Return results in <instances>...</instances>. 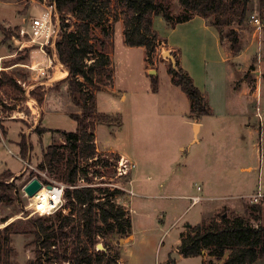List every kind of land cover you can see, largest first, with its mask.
<instances>
[{"label": "rangeland", "instance_id": "1", "mask_svg": "<svg viewBox=\"0 0 264 264\" xmlns=\"http://www.w3.org/2000/svg\"><path fill=\"white\" fill-rule=\"evenodd\" d=\"M178 7L175 4V11ZM43 11L40 0H0V57H4L0 63L4 68L0 71V80L7 75L17 82L16 88L0 84V137L4 136L0 139V175L13 173L12 177L5 174L0 178L5 183L15 184L22 191L20 201L0 203V218H9L0 223V229L14 222V229L18 230L12 235L10 264L38 263L34 228L28 219L42 217L49 225L58 221L59 211L46 213L44 207L34 212V197L26 196L23 188L36 175L54 185L62 183L63 164H56L53 168L48 166L44 170L39 168V164L50 144L56 143L62 146L61 151L66 150V140L58 130L76 131L78 122L71 114L81 112L69 95L68 83L62 79L57 82L50 80L67 70L61 61L63 67L57 65L55 75L53 70L48 74L31 72L23 64H30L33 59L43 60L46 64L47 59L36 49L31 54L29 51L16 52L12 43V35L25 20L31 15H41ZM256 12H260L258 0H252L247 20L242 24L233 23L222 31L225 36L229 29L235 28L240 35L239 47L235 51L230 49L229 40L223 39L228 63L235 71L234 81H229L224 49L218 51L213 36L200 29L201 18L191 25L194 27L186 29L194 31L195 38L188 42L189 62L193 65L196 83L205 91V100L212 112L199 117L186 114L190 109L188 96L183 92L187 98H182L172 92L169 86L171 82L162 71L150 73V68L156 70L159 62H154L149 68L146 49L128 46L123 24L116 23L111 47L114 83L103 87L96 95L97 109L100 113L108 114V119L96 126L100 147L96 145L95 158L82 162L87 176L85 182L79 181V184L119 189L121 193L114 199L132 218L136 238L123 248L132 240L131 234L124 237L99 236L95 251L105 252L108 260H111L104 264H205L203 255L175 260L172 253L186 228L202 221L208 203L223 206L213 215H219L226 209L244 215L250 223L259 224L246 214L245 209L246 205L259 203L264 215V28L256 31L249 22V17ZM59 17L62 21L61 15ZM65 17L71 22L74 20L69 15ZM208 19L210 23L212 17ZM158 29L162 30L158 32L163 37L165 26L158 25ZM5 32H10V38L6 37ZM48 53L52 56L50 48ZM160 57L169 67L171 61L162 54ZM155 58L159 61L157 53ZM152 75L159 77V92L151 89ZM31 83L34 88L29 90ZM237 90L242 95L236 94ZM238 95L252 101V106H249L252 109L251 118L228 111L227 102L232 97L238 98ZM42 104L44 112L37 108ZM39 111L43 112L41 126L47 129L43 135L35 132L39 125L35 126L34 118ZM12 116L14 120L7 121ZM194 119L202 122L201 141L196 143H192ZM249 122L252 126L248 125ZM3 129H8L7 134H3ZM31 131H34L32 136ZM22 137L29 146L32 144L27 155L22 154L19 145ZM102 147H113L132 156L136 167L130 178L134 179L136 194L127 191L130 187L129 177H117L114 168L117 158L111 154L114 152ZM18 171L21 172L15 174ZM211 176L215 183L210 193L215 199L192 204L191 196L207 194V180ZM258 193L262 197L258 202H253V196ZM96 195L102 197L101 192ZM130 206L135 208V212L131 213ZM42 251V254L45 253V248ZM46 257L43 255L41 258L43 264L69 263L60 258L47 261ZM255 264H264V256Z\"/></svg>", "mask_w": 264, "mask_h": 264}, {"label": "trees", "instance_id": "2", "mask_svg": "<svg viewBox=\"0 0 264 264\" xmlns=\"http://www.w3.org/2000/svg\"><path fill=\"white\" fill-rule=\"evenodd\" d=\"M62 17L61 38L57 42V53L68 75L62 79L68 83V92L74 104L81 110L71 116L78 122L76 131L58 130L65 140V151L56 143L44 151L39 168L64 165L61 180L65 188V207L69 214L57 213V223L47 224L46 219H28L34 228L37 242L36 261L43 264L55 259L69 261L70 264H104L108 260L103 251H95V244L101 235L124 237L132 233V219L126 209L116 203L114 197L121 192L79 186V180L86 178L87 170L82 168L84 160L95 158L96 133L99 123L107 121L108 114L97 109V92L114 83L111 47L115 25L122 21L125 43L128 46H141L146 49L147 60L155 62L154 55L163 38L154 28V18L162 17L170 27L191 20L195 16L206 19L212 17L210 24L216 27L221 39L227 38L230 49L239 47L240 35L231 28L223 36V28L233 23L242 24L249 16L252 0H55ZM175 4L180 10L175 11ZM260 13H264V0H258ZM65 15H72L73 22ZM10 38V32H5ZM176 57V55H175ZM156 59V58H155ZM177 59V58H176ZM172 82L179 86L190 100V115L211 114L205 94L195 84L190 73L178 59L177 68L172 63L168 67ZM0 84L17 87L16 80L5 75ZM159 77L152 75L151 89L158 92ZM100 113V114H99ZM46 128L38 126L36 132L43 135ZM3 134H7L3 129ZM1 139V137H0ZM21 152L27 155L30 147L22 137L19 142ZM116 158V153H111ZM99 159V158H98ZM106 159L105 163L107 164ZM106 166V165H105ZM13 173L4 172L0 175ZM39 179L40 176L36 175ZM0 178V203H14L21 200L22 191L15 184L5 183ZM48 183V181H45ZM72 186V187H71ZM101 192V196L96 193ZM102 198L104 200H102ZM246 214L259 224L248 222L244 215L223 210L219 215L204 218L196 225H190L182 234L177 247L183 257L207 254L208 264H255L264 256V215L259 203L246 205ZM227 213V215H224ZM8 217H1L0 223ZM15 223L0 229V264H10L13 247L12 235L18 230ZM42 248L45 253L42 254ZM214 260L222 261L215 263ZM40 261V262H39ZM174 262V260H173ZM36 263V262H35Z\"/></svg>", "mask_w": 264, "mask_h": 264}, {"label": "crops", "instance_id": "3", "mask_svg": "<svg viewBox=\"0 0 264 264\" xmlns=\"http://www.w3.org/2000/svg\"><path fill=\"white\" fill-rule=\"evenodd\" d=\"M178 10H180V8ZM178 10H177V12H178ZM198 18H201L200 19L201 20L200 29L201 30H206L207 32H209L213 36L212 38L215 41V45H216V48L218 49V51H221L222 49H224V51H225V54H226L225 56L226 57L224 58V60L227 62L226 71H227V73H228V75L230 77L229 81H234V79H235V71L233 70L231 65L228 63V59H227L228 53L226 52L225 45H224L225 41L223 39H221V34H220L219 30L209 23V19L207 21V19L202 17V16H195L194 18H192L189 21H186V22H183V23H179V24H177L174 27H170V26L168 27L167 26L168 24L165 22V20L162 17L156 16L154 18V28L158 31L159 30L158 29V25H159V27L162 26V25L165 26V30L163 32L164 34H162V36H163L162 38L164 40H163L162 44H160L159 47L157 48V55L159 56V61H158V59H155V63L158 64V62H159V66H158V68H156V70H157V72L158 71H162L164 73L166 78L168 80H170V82H171L169 84V86L171 87L172 92H176L175 94L179 95L182 98L184 96L183 95V91L181 90V88L179 86L175 87V85H174V87H172L173 82H172L171 75L168 72L167 63L160 57V55L162 54V56H163L164 50H171L174 53V55H176V58L178 59L180 65L190 73V75L192 76L195 84L197 85L196 79H195V72L192 70L193 65H192V63L189 62V56H188V52H189L188 42H190L193 38H195V37H193L194 31H191V30L187 31L186 29L189 26L194 25V22ZM119 23L121 24L122 22H118V24ZM192 27H194V26H191L189 29H191ZM161 31L162 30H159V32H161ZM196 43H197V41H196ZM200 44H201V46L203 45V39L200 40ZM197 46H199V45H197ZM150 65H152V64H149V68H150ZM55 69H53V71H52L54 73V75L57 73V71ZM150 70H152V69L150 68ZM60 80L61 79H56V78L53 77V79L51 81H56L57 82V81H60ZM197 86L201 89V87L199 85H197ZM33 88H34V84L31 83L29 85V90H32ZM160 88H161V86L159 87V91H160ZM201 90L205 94V91L203 89H201ZM235 93L238 94L240 92H238V90H237V92H235ZM240 95H242V94L240 93ZM123 97H125V96H123ZM184 98H187V97L184 96ZM185 100H186V105L188 107L189 104L187 103V99H185ZM251 102L249 101V99H247L244 96H239L238 95V98L237 97H232L227 102L228 111L230 113H232V114L245 115L249 119V118H251L250 116H251V113H252V109L249 108V106H252ZM38 107L41 108V110H43V112H44V110H45L44 104H42L41 107L37 106V108ZM188 109H189V107H188ZM0 112H1V110H0ZM43 112L41 113L39 111V115H38V112H37V115L34 118L35 126L36 125H40L41 126V121H42V118H43ZM189 113H190V109L186 112V114H189ZM255 113L257 114L256 110H255ZM33 114H35V113H33ZM0 116H1V113H0ZM259 117H260V114H259ZM14 118L15 117L12 116L9 119H7V121L8 120H14ZM7 121L5 122V124L7 123ZM192 124H193L194 129H195V135H194V138L192 139V143L200 142L201 141L200 133H201V130H202V122L199 119H194ZM248 125L252 126V124L250 122L248 123ZM96 129H95V131H96ZM6 131L8 132V129H6ZM21 132H23V131H21ZM33 133H34V131H31V136H32ZM3 137L4 136H1V139H3ZM96 145H97V148L100 147L99 140L97 138V134H96ZM102 148L104 150L112 151V152H114V153H116L118 155H124V156L130 158L135 163V161L131 158L132 156H130L126 152L119 151V150H117V149H115L113 147H110V148L109 147H102ZM19 172H21V171H18L15 174H18ZM130 179H131V184H130L129 188L133 190L134 194H136V192H135V190L133 188L134 179L132 177ZM214 183H215L214 182V177L211 176V178L207 180V185L209 186V188H207V190H206L207 194L200 195L203 198V200L212 201L213 199H215V196L213 194H211L212 191H213L212 186L214 185ZM210 191H211V193H210ZM169 196H171V195H169ZM221 207H223V206H212V205H210V203H208L205 206V208H204L202 220L204 218L215 216V215H213V212H215L216 210L220 209ZM129 209H130L131 213L135 212V208L130 206ZM196 224H198V223H196ZM196 224H192V225H196ZM131 236H132V240L129 243H126L123 246V248L128 246L129 244L133 243L135 238H136V235L134 233L133 221H132V233H131ZM174 251L179 252L177 248H175ZM182 257L183 256L181 255L180 258H182ZM203 257H204L205 264H207V259H208L207 258V254L203 255ZM122 260H124V259H122Z\"/></svg>", "mask_w": 264, "mask_h": 264}, {"label": "built area", "instance_id": "4", "mask_svg": "<svg viewBox=\"0 0 264 264\" xmlns=\"http://www.w3.org/2000/svg\"><path fill=\"white\" fill-rule=\"evenodd\" d=\"M40 4L44 7V11L41 15H31L28 19L25 20L24 24L20 26V28L16 31L15 34L12 35V43L15 46L16 52H27L33 53L36 49L47 59V63L44 64L43 60L33 59L30 64H23L24 67L28 68L31 72H41L42 74L50 73V70H53L57 65H63L60 63V59L57 53V42L61 38L62 33V22L60 21V13L57 10L56 1L55 0H40ZM72 17V15H69ZM67 21H70L69 18H66ZM250 24L255 27L256 31H262L264 28V14L260 12H256L249 17ZM48 48L52 51V56L48 53ZM4 57H0L1 60ZM55 61V62H54ZM4 70L3 67L0 66V71ZM52 80V79H50ZM27 165H30L29 162H26ZM136 167L135 163L128 157L124 155H119L114 164V168L116 171L117 177H129ZM37 177V176H36ZM44 184V187L47 182H45L42 178L40 179ZM85 178H81L79 181H84ZM129 183L131 184V179H129ZM48 185H52V189H49L52 194V201L50 202V207L48 212L53 213L57 211H61L63 214H69V209L65 207L64 202H66L64 193L66 184L58 183L54 185L52 182H48ZM79 186H90V184H79ZM72 187V186H71ZM24 191V190H23ZM129 194H134L132 189H127ZM27 196V194L24 192ZM262 197L261 193L253 196L252 201L258 202L259 198ZM192 204L199 203L203 200L200 195L191 196ZM68 209V210H67ZM32 210L34 212H39L37 208L32 205ZM42 214V213H41ZM44 214V213H43ZM70 264V263H67Z\"/></svg>", "mask_w": 264, "mask_h": 264}, {"label": "water", "instance_id": "5", "mask_svg": "<svg viewBox=\"0 0 264 264\" xmlns=\"http://www.w3.org/2000/svg\"><path fill=\"white\" fill-rule=\"evenodd\" d=\"M164 57L167 58L168 60L171 61L172 65L174 68H177V59L175 57V55L172 53L171 50H167L163 53ZM151 74H155L157 73V70L152 69L150 70ZM44 187V184L41 182V180L38 177H34L32 178L29 182H27L24 185V192L27 194L28 197L32 198L34 197L42 188ZM48 189H52V185H47ZM224 215H227V213H225ZM123 240V239H122ZM100 246L103 248V246L100 244ZM181 257V254L177 251H174L172 253V258L173 259H178Z\"/></svg>", "mask_w": 264, "mask_h": 264}, {"label": "bare ground", "instance_id": "6", "mask_svg": "<svg viewBox=\"0 0 264 264\" xmlns=\"http://www.w3.org/2000/svg\"><path fill=\"white\" fill-rule=\"evenodd\" d=\"M61 68V67H60ZM68 75V71L64 70V72H62V75L58 76L56 79H63L64 77H66ZM52 192L47 188V187H43L35 196L34 199V204L33 206L35 208H37L39 211L42 210V208L45 207L46 211L48 212L49 209V205L50 202L52 201ZM37 201V202H36ZM36 202V203H35ZM4 225V224H3ZM7 225V224H6Z\"/></svg>", "mask_w": 264, "mask_h": 264}]
</instances>
